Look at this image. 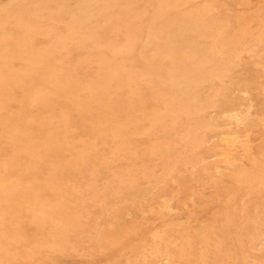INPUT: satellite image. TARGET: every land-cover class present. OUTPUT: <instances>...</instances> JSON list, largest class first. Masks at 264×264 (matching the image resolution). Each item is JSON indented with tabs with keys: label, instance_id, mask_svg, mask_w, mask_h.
<instances>
[{
	"label": "rangeland",
	"instance_id": "rangeland-1",
	"mask_svg": "<svg viewBox=\"0 0 264 264\" xmlns=\"http://www.w3.org/2000/svg\"><path fill=\"white\" fill-rule=\"evenodd\" d=\"M0 53V264H264V0H0Z\"/></svg>",
	"mask_w": 264,
	"mask_h": 264
},
{
	"label": "bare ground",
	"instance_id": "bare-ground-1",
	"mask_svg": "<svg viewBox=\"0 0 264 264\" xmlns=\"http://www.w3.org/2000/svg\"><path fill=\"white\" fill-rule=\"evenodd\" d=\"M4 45H6V44H4ZM3 48H4V46H3V45H1V50H2V52H3L4 54H6V53H5V51H6V50H4ZM14 48L16 49V48H18V47H17V46H15ZM0 55H1V53H0Z\"/></svg>",
	"mask_w": 264,
	"mask_h": 264
}]
</instances>
